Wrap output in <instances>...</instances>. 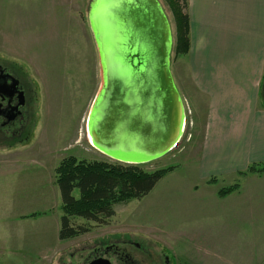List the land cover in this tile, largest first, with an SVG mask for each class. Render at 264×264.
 I'll use <instances>...</instances> for the list:
<instances>
[{"label":"rangeland","instance_id":"374dc122","mask_svg":"<svg viewBox=\"0 0 264 264\" xmlns=\"http://www.w3.org/2000/svg\"><path fill=\"white\" fill-rule=\"evenodd\" d=\"M159 2L171 25V70L186 126L176 147L161 159L143 164V169L153 173L173 168L169 175L193 165L202 155L210 106L207 96L195 87L190 51L179 56L174 52V16L166 0ZM94 3L0 0V66L20 81L26 96L22 118L0 129V264H85L96 239L126 232L149 236L178 256L177 247L163 243L153 225L147 227L150 222L141 220L153 216L143 202L147 196L116 205L115 216L105 225L72 217V224L90 231L59 239L63 211L56 170L62 161L74 157L115 162L93 147L87 128L101 86L90 23ZM74 195L78 197L79 192Z\"/></svg>","mask_w":264,"mask_h":264},{"label":"crops","instance_id":"0c3cea01","mask_svg":"<svg viewBox=\"0 0 264 264\" xmlns=\"http://www.w3.org/2000/svg\"><path fill=\"white\" fill-rule=\"evenodd\" d=\"M188 4L190 71L210 106L203 153L143 199L153 218L141 220L183 264H264V174L241 175L264 166V0Z\"/></svg>","mask_w":264,"mask_h":264},{"label":"water","instance_id":"95a60500","mask_svg":"<svg viewBox=\"0 0 264 264\" xmlns=\"http://www.w3.org/2000/svg\"><path fill=\"white\" fill-rule=\"evenodd\" d=\"M90 23L101 86L89 118L101 150L128 165L161 159L177 145L182 101L171 70L173 36L164 8L159 0H95ZM17 86L14 79L8 89ZM24 102L20 93L14 111ZM1 108L0 103V115Z\"/></svg>","mask_w":264,"mask_h":264},{"label":"trees","instance_id":"16d2710c","mask_svg":"<svg viewBox=\"0 0 264 264\" xmlns=\"http://www.w3.org/2000/svg\"><path fill=\"white\" fill-rule=\"evenodd\" d=\"M173 13L176 25L174 52L177 56L190 51V19L188 0H166ZM264 106V79L261 86ZM173 168L148 173L143 165H128L120 162L78 160L69 157L56 170V183L62 200L63 216L59 239L66 241L87 234L90 227L75 226L72 217L82 218L100 225L115 216V206L148 196ZM262 174L264 167L251 165L242 176ZM211 179L210 183H214ZM239 188V184L221 189L220 197H226ZM75 191L79 196L74 195Z\"/></svg>","mask_w":264,"mask_h":264},{"label":"flooded vegetation","instance_id":"af4514ba","mask_svg":"<svg viewBox=\"0 0 264 264\" xmlns=\"http://www.w3.org/2000/svg\"><path fill=\"white\" fill-rule=\"evenodd\" d=\"M14 79L18 82V86L9 90L8 87L13 84ZM20 93L24 94L25 102L18 113L14 108L19 105ZM0 103L2 104L0 129L13 125L22 118L26 108L25 91L20 81L1 66ZM14 114H17V117L12 119ZM12 133L13 136L17 135ZM92 246V255L86 258L85 264H177L178 262L173 252L161 242L133 232L96 239Z\"/></svg>","mask_w":264,"mask_h":264},{"label":"bare ground","instance_id":"6f19581e","mask_svg":"<svg viewBox=\"0 0 264 264\" xmlns=\"http://www.w3.org/2000/svg\"><path fill=\"white\" fill-rule=\"evenodd\" d=\"M185 126H186L185 110H184V107H183V102L181 101V103H180V123H179V129H178V133H177L176 140H175V141H178L177 144L182 139V135L184 133ZM87 128H88L89 138L91 140V143H92L93 147L95 149H97V151H99L100 153H102L104 155V153H106V152L101 150V147L99 145L98 139H97V137L95 136V134H94V132L92 130V119L91 118H88Z\"/></svg>","mask_w":264,"mask_h":264}]
</instances>
